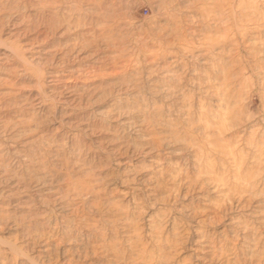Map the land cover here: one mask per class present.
<instances>
[{
  "label": "rangeland",
  "instance_id": "1",
  "mask_svg": "<svg viewBox=\"0 0 264 264\" xmlns=\"http://www.w3.org/2000/svg\"><path fill=\"white\" fill-rule=\"evenodd\" d=\"M0 264H264V0H0Z\"/></svg>",
  "mask_w": 264,
  "mask_h": 264
}]
</instances>
